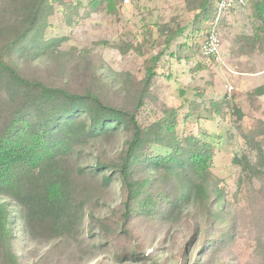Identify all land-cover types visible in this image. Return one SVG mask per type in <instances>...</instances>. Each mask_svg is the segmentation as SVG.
Wrapping results in <instances>:
<instances>
[{
  "label": "trees",
  "instance_id": "16d2710c",
  "mask_svg": "<svg viewBox=\"0 0 264 264\" xmlns=\"http://www.w3.org/2000/svg\"><path fill=\"white\" fill-rule=\"evenodd\" d=\"M106 2L112 7L113 0ZM250 2L262 20L244 39L254 48L264 44V0ZM184 3L190 35L185 26L159 25L166 48L134 82L130 74L94 68L80 78L82 59L69 73L76 58L60 49L63 37L46 34L55 7L67 0H0V264H27V244L52 242L86 262L110 253L116 263L226 264L222 255L235 242L236 216L212 171L215 143L206 132H179V107L162 106V116L150 122L138 118L152 98L160 58L167 51L175 59L197 51L194 35L204 38L214 23V0ZM49 65L60 76L41 73ZM114 85L124 87L125 102L110 97ZM253 93H264V86ZM225 99L210 100L209 111L220 115ZM188 103L182 121L199 106ZM233 112L239 114L235 107ZM249 131L255 159L234 153L231 162L239 167L237 186L260 183L254 200L264 206L263 120ZM263 228L264 222L257 228V264H264Z\"/></svg>",
  "mask_w": 264,
  "mask_h": 264
},
{
  "label": "rangeland",
  "instance_id": "374dc122",
  "mask_svg": "<svg viewBox=\"0 0 264 264\" xmlns=\"http://www.w3.org/2000/svg\"><path fill=\"white\" fill-rule=\"evenodd\" d=\"M253 12L252 3L245 0L244 5L234 7L223 16L218 25L221 39L218 60L204 56L199 50L203 40L200 32L194 35L197 51L186 53V58L175 59L167 51L155 67L157 74L150 89L152 98L138 116L141 122H150L162 116V106L179 107V132H206L207 138L215 143L212 171L220 180L227 206L236 216L235 242L230 254L222 255V262L226 264H257L258 258L254 254L257 228L264 222V216L254 215L255 210L258 214L264 211L263 203L259 205L258 199L254 200L255 188L260 183L254 179L237 186L239 167L231 162L234 153H244L255 159L249 140L253 133L249 130L256 125L257 119L264 122V93H253L257 87L264 86V44L251 48L244 40L262 26V20ZM190 14L184 0H113L112 7L107 6L106 0L102 3L100 0H67V6L55 7L46 34L63 37L60 49L70 50V57L76 58L75 63L70 64L69 73L71 66L80 64L82 59L84 70L82 67L76 72L80 74L78 77L87 79L94 68L98 73H116L119 77L130 74L134 82H139L147 66L151 65L150 58L166 48L158 26L164 23L171 27L185 26V34L190 35ZM182 40L180 37L179 41ZM128 43L141 47L122 52L120 47ZM175 47L174 43L169 50ZM40 71L50 77L60 76L52 65ZM114 86L108 91L110 97L125 102L128 97L124 87ZM224 97V103L228 102V105L223 106L222 113H211L209 101H221ZM188 100L192 101L191 105L199 106L191 109L189 121H182L189 111ZM233 107L239 114L233 112ZM117 203L118 200L112 204ZM54 244H27L23 252L27 264L42 259L39 264H141L116 263L110 253L88 262L80 261L78 253L67 255L68 250L54 249ZM176 244L175 253L178 254V243L174 240L173 246ZM151 250L148 248L146 253Z\"/></svg>",
  "mask_w": 264,
  "mask_h": 264
},
{
  "label": "built area",
  "instance_id": "2783aa9c",
  "mask_svg": "<svg viewBox=\"0 0 264 264\" xmlns=\"http://www.w3.org/2000/svg\"><path fill=\"white\" fill-rule=\"evenodd\" d=\"M245 0H217L216 16L211 28L205 34L200 43V51L204 56H212L215 60L220 58L221 39L218 32V23L220 19L236 6L244 5Z\"/></svg>",
  "mask_w": 264,
  "mask_h": 264
}]
</instances>
